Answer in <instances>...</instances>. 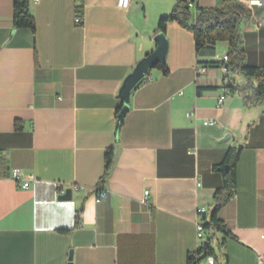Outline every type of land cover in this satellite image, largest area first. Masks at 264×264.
I'll return each instance as SVG.
<instances>
[{
    "label": "crops",
    "instance_id": "obj_1",
    "mask_svg": "<svg viewBox=\"0 0 264 264\" xmlns=\"http://www.w3.org/2000/svg\"><path fill=\"white\" fill-rule=\"evenodd\" d=\"M117 1L30 0L33 34L13 26V0H0V264H186L199 249L198 210L209 221L224 185L215 167L232 147L236 191L217 214L229 234L206 229L203 243L210 238L217 264H264V107H246L231 90L218 105L227 53L216 46L197 75L193 34L172 23L168 74L150 72L118 128L119 90L156 48L176 0L127 10ZM224 1L199 0L197 10ZM249 1L245 64L264 67V0ZM228 78L247 84L239 71Z\"/></svg>",
    "mask_w": 264,
    "mask_h": 264
},
{
    "label": "trees",
    "instance_id": "obj_2",
    "mask_svg": "<svg viewBox=\"0 0 264 264\" xmlns=\"http://www.w3.org/2000/svg\"><path fill=\"white\" fill-rule=\"evenodd\" d=\"M191 1L176 0L171 13L160 18L156 33L167 35V27L172 23H177L191 32L195 41L198 65L205 63L202 60L203 57L216 54V46L219 42H226L228 44V61L226 65L229 71H239L247 79L245 85L229 82L227 88L232 93L239 94L246 107H264V67L245 64L240 23L247 13V7L238 0H225L218 7L200 9L197 13H194L189 7ZM79 11L83 13V5L79 7ZM13 26L16 29H30L33 34L36 33V23L31 13L30 0H13ZM163 71L165 74L169 72L166 67ZM121 108L122 105L117 109V119ZM122 124L123 121L120 126ZM16 125L20 129L19 123H16ZM239 158L240 150L232 147L228 150L224 161L215 167V170L222 171L224 185L214 193L215 206L210 214L209 221L204 224V227L209 231L220 230L227 235L229 234L217 218V214L236 191V168ZM113 159L114 152L111 149L106 153V174L113 164ZM225 166L228 168L225 169ZM209 255L213 256L218 262L220 256L211 247L210 238L202 249H198L193 255L190 254L187 257L186 264H199Z\"/></svg>",
    "mask_w": 264,
    "mask_h": 264
},
{
    "label": "water",
    "instance_id": "obj_3",
    "mask_svg": "<svg viewBox=\"0 0 264 264\" xmlns=\"http://www.w3.org/2000/svg\"><path fill=\"white\" fill-rule=\"evenodd\" d=\"M155 41L157 43L156 48L139 61L134 70L126 77L119 90V98L122 100V108L118 116V128H120L121 122L129 112L132 92L144 82L146 76L149 75L154 68L159 66L161 69H164L165 67L169 41L167 36L163 33L157 34L155 36ZM227 168L228 167L225 166V169ZM70 196L71 190L68 189L63 195H61V198L66 199ZM71 257L72 255L70 256V260Z\"/></svg>",
    "mask_w": 264,
    "mask_h": 264
},
{
    "label": "built area",
    "instance_id": "obj_4",
    "mask_svg": "<svg viewBox=\"0 0 264 264\" xmlns=\"http://www.w3.org/2000/svg\"><path fill=\"white\" fill-rule=\"evenodd\" d=\"M34 2L38 1V0H32ZM82 1V0H79ZM137 0H118L117 1V5L118 7L122 8V9H129L130 6L136 2ZM241 2V0H238ZM199 0H192L189 3V7L191 10L195 11V13L198 12L197 10V4H198ZM250 5H262V0H251L249 1ZM76 23H82V17H77L75 19ZM222 61L224 62L223 66H222V72H223V83L224 85H227L230 81L228 78L229 75V68L227 67L226 63L228 61V57L227 55H224L222 58ZM208 67L207 66H203V65H198L196 67V72L197 75H201L207 72ZM151 77L150 75H147L144 82H146L147 80H150ZM230 92V90L225 87V93L219 98L218 100V105H221L225 99L226 94H228ZM188 116H190V114H188ZM205 124H215L214 120H206ZM10 177L13 181H15L17 183V185L22 188V189H27L29 188L30 185V180H27L24 178L22 170L19 168H12L10 170ZM30 178H33V176H30ZM77 188V187H76ZM63 193V191H62ZM148 191L146 192V196L148 195ZM105 196V193L102 192L100 197L97 199L98 202L101 201L102 197ZM198 214H199V220L197 222V240L199 241V249L203 248V239L205 238V234H206V229L204 227L205 221L203 220L202 216L205 214V209L204 208H199L198 210ZM195 252H192L191 255H193ZM201 264V262L199 263ZM202 264H217L215 258L213 256H208L205 261Z\"/></svg>",
    "mask_w": 264,
    "mask_h": 264
},
{
    "label": "rangeland",
    "instance_id": "obj_5",
    "mask_svg": "<svg viewBox=\"0 0 264 264\" xmlns=\"http://www.w3.org/2000/svg\"><path fill=\"white\" fill-rule=\"evenodd\" d=\"M192 12H194L193 10H192ZM217 47L219 48V49H221L222 50V52H228V44L226 43V42H219L218 44H217ZM153 70H155V68L153 69Z\"/></svg>",
    "mask_w": 264,
    "mask_h": 264
},
{
    "label": "bare ground",
    "instance_id": "obj_6",
    "mask_svg": "<svg viewBox=\"0 0 264 264\" xmlns=\"http://www.w3.org/2000/svg\"><path fill=\"white\" fill-rule=\"evenodd\" d=\"M205 229H206V228H205ZM205 243H206V242L203 243L204 246L206 245ZM204 246H203V247H204Z\"/></svg>",
    "mask_w": 264,
    "mask_h": 264
}]
</instances>
